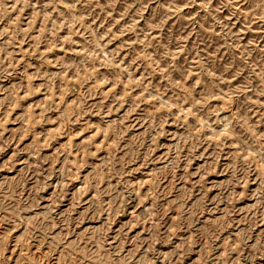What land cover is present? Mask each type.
Returning a JSON list of instances; mask_svg holds the SVG:
<instances>
[{"label":"rangeland","instance_id":"rangeland-1","mask_svg":"<svg viewBox=\"0 0 264 264\" xmlns=\"http://www.w3.org/2000/svg\"><path fill=\"white\" fill-rule=\"evenodd\" d=\"M0 264H264V0H0Z\"/></svg>","mask_w":264,"mask_h":264}]
</instances>
